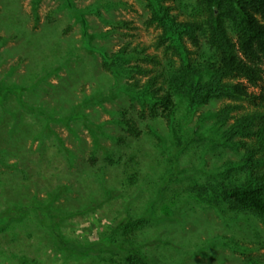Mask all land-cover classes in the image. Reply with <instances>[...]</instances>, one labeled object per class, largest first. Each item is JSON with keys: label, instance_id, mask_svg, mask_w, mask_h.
Here are the masks:
<instances>
[{"label": "trees", "instance_id": "obj_1", "mask_svg": "<svg viewBox=\"0 0 264 264\" xmlns=\"http://www.w3.org/2000/svg\"><path fill=\"white\" fill-rule=\"evenodd\" d=\"M25 1L0 0V107L5 119L9 115L15 122L21 120L19 114L5 110V103L15 97L48 136H57L53 126L62 125L78 141L72 125L79 123L93 140L88 162L94 168L101 161L98 153L104 150L100 132L109 122L101 123L96 129L88 125V120L79 112L107 100L117 101L119 96L127 97L131 109L118 110L117 126L129 138L140 139L149 133L159 139L158 147L164 150L168 140L160 137L157 128L165 126L175 133L174 141L180 149L191 144L183 143L178 128L182 133L190 131L191 142L206 138L216 146L238 153L240 158L224 163L219 168L220 173L212 175L222 181L221 188L213 189L214 196L205 201L238 213H251L264 225V111L254 107L256 96L240 83L242 78H254L252 63L264 59V0H197L199 11L192 17L177 13V8L169 5L172 0H141L148 13L146 28L159 31L155 42L137 46L133 42L124 43L114 52L108 49L112 40L119 35L129 36L123 33L125 29L137 30L133 22L115 19L112 15L126 3L117 1L107 5V0H98L90 6L80 7L75 0H65L58 10L67 11L73 26H80L81 38L77 40L60 38L55 13L49 14L42 23L40 10L44 0H31L30 15L23 12ZM29 23L32 30L28 28ZM100 25L109 29L95 28ZM17 57L20 59L18 65L27 67L26 75H19L18 65L3 70L6 62ZM98 66L103 74H98ZM62 71L68 72L66 81L72 86L55 97L46 91L54 105L43 111L42 85L50 87L49 80L59 77ZM93 73L100 83H103L102 77L109 79L110 95L96 93L100 97L85 99L67 118L58 117L56 109L62 111L67 106L68 111L72 104L69 98L74 97L71 92L73 87L76 88V80L81 79L86 85L93 82ZM219 102L222 106L217 111L204 113L193 128L187 126L188 122L184 125L185 118L180 117L183 110L193 115ZM249 106L254 108L249 109ZM202 129L205 133H200ZM11 131L6 133L10 135ZM0 135L6 137L3 131ZM110 138L119 144L126 143L124 135ZM254 139H260L255 147L252 145ZM11 149L6 142L0 149V168L5 154ZM64 149L61 154L66 157L75 152ZM106 159L111 162V158L106 156ZM66 160L72 163L70 159ZM20 164L17 162L14 166ZM1 170L0 184L3 185ZM236 173L241 178L233 179ZM24 182L11 192V197L22 205L0 213V233L21 223L34 211L42 227L51 232L68 254H118L126 264H149L139 249L126 248L118 241L119 226L111 236L98 241L87 244L66 241L61 227L76 214L94 209L95 204L86 208L85 202H80L86 200L85 192L82 199H68L60 207L58 202L70 193L66 185L64 189L62 185L54 187L53 182L42 183L39 179ZM42 191H46L47 197H39ZM79 206L84 209L69 211ZM143 222L127 219L123 225L131 231L137 230Z\"/></svg>", "mask_w": 264, "mask_h": 264}, {"label": "rangeland", "instance_id": "obj_2", "mask_svg": "<svg viewBox=\"0 0 264 264\" xmlns=\"http://www.w3.org/2000/svg\"><path fill=\"white\" fill-rule=\"evenodd\" d=\"M64 1L44 0L40 10L42 23L49 14L55 13L60 38L73 37L79 40L80 26H73L74 22L69 21L67 11L58 10ZM96 1L75 0L80 7L90 6ZM107 1V5L117 1L126 3V6L122 5L113 11L112 15L115 19L133 22L137 28L136 31L125 29L123 33L129 36L119 35L112 40L108 44L109 52L118 51L124 43L133 42L137 46L155 42L159 31L146 28L148 13L141 0ZM169 5L175 6L177 13L187 17L196 16L199 11L197 0H172ZM22 7L23 12L31 14V0H26ZM93 19L97 20L95 17ZM28 28L32 30V24L29 23ZM95 28L103 31L109 29L102 25ZM19 61L17 57L14 61L6 62L3 70L18 65ZM252 65L255 77L242 78L240 83L256 96L257 105L254 107L264 111V59ZM18 66L19 75H26L25 64ZM97 69L99 75L103 74L100 66ZM98 78L93 73V82L86 85L77 79L76 88L73 87L71 92L74 97L69 98L72 104L68 111L67 106L62 111L56 109L58 117L67 118L85 99L100 97L96 93L110 95L109 79L102 77L101 84ZM67 79L68 72L62 71L59 77L49 80L52 84L50 87L42 85V110L54 105L50 100L51 95L47 97L46 91L54 97L59 92L68 91L72 85L67 84ZM222 104L216 103L193 115L183 110L180 117L185 118L184 125L188 122L187 126L193 128L204 113L217 111ZM254 107L249 106V109ZM123 108L131 109L129 99L119 96L117 101L107 100L102 105H93L79 112L81 117L88 120L87 124L96 129L100 128L101 123L109 122L100 132L104 144V150L98 153L101 161L93 168L88 162L93 140L79 123L72 125L78 141L62 125L53 126L58 137L48 136L34 120L32 113L22 109L17 99L11 97L5 103V110L19 114L21 120L15 122L9 115L5 119L0 107V131L6 136L3 138L0 135V149L5 142L12 146L0 168L5 178L2 179L4 184H0V213L22 205L18 199L11 197L15 187L28 179H39L42 183L53 182L54 187L62 185L65 189L66 185L70 189V193H66L57 206L64 205L68 199L80 200L85 192L86 200L80 202H85L86 208L95 204L94 209L85 214H76L61 227V234L68 242L76 240L87 244L98 241L104 236H111L119 226L118 241L126 248L139 249L149 264H264V225L261 221L251 213H238L226 206L205 201L214 196L213 189L221 188L222 181L212 175L219 174V168L224 163L235 161L240 155L229 148L216 146L206 138H196L191 142L190 131L182 133L179 128L178 134L183 143L191 144L181 149L175 144V133L165 126L157 128L160 137L168 140L164 150L158 147L159 139L149 133L140 139L129 138L117 126L120 118L118 110ZM147 127L146 124L143 129ZM10 129L12 131L8 135L6 132H10ZM200 133H205V130L202 129ZM120 135L126 137L125 144L110 138ZM259 142L260 139H254L252 145L255 147ZM63 146L75 152L66 157L61 154ZM106 156L111 158V162L107 161ZM17 162L21 164L15 167ZM239 178L238 173L233 177L235 180ZM39 197H47L46 191H42ZM74 208L78 209L69 211L84 209L80 206ZM127 219L144 222L137 230L130 231L123 225ZM0 264L126 263L118 254H68L51 232L42 227L33 211L21 223L11 225L5 233H0Z\"/></svg>", "mask_w": 264, "mask_h": 264}]
</instances>
